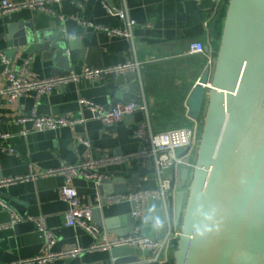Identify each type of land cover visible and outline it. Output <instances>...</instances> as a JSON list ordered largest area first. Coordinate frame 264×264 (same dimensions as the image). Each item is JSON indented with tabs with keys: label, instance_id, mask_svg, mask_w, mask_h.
Returning a JSON list of instances; mask_svg holds the SVG:
<instances>
[{
	"label": "crops",
	"instance_id": "1",
	"mask_svg": "<svg viewBox=\"0 0 264 264\" xmlns=\"http://www.w3.org/2000/svg\"><path fill=\"white\" fill-rule=\"evenodd\" d=\"M110 4L125 6L135 19L131 40L109 35L74 18L80 15L95 22L120 25V18L108 10ZM219 6L215 7L212 0H60L54 2V12L23 8L0 16V85L6 82L1 53L12 60L14 67L31 56L29 76L37 77L81 71L86 65L115 66L133 58L141 62L136 71H111L96 80L80 78L38 97L33 90L15 101H10L6 93L0 94V132L9 134L5 143L14 148L13 151L4 148L0 139V179L24 175L32 169L77 163L105 153L135 152L140 146L135 130L146 114L155 131L190 124L187 96L196 79L210 65L206 64L205 54L189 53L188 43L198 39L204 42L205 48L213 49L210 29ZM224 20L225 16L222 29ZM31 25L42 35L49 29L59 30L67 40L66 49L57 54L55 49L33 52L37 49V44H33L24 50L25 30ZM81 97L91 98L105 108L119 100L139 99L145 103L147 112L136 108L114 123H105L82 104ZM35 103L39 113L84 120L42 130L35 129L31 120L25 123L15 120L28 114ZM24 128L30 130L25 133ZM101 171L107 175L105 178L116 177V181L100 188L94 179L80 175L72 179L83 201L93 206V221L105 231L98 239L79 225L66 224L68 206L60 196L65 179L62 174L42 175L2 186L0 196L9 207L0 205V263L72 246L88 248L96 240L131 232L135 224L131 215L133 203L130 200L106 202L105 197L113 192L154 187L156 177L151 170H146L147 178L143 180L136 157L110 163L101 167ZM167 203L172 202L167 199ZM161 210L164 214L162 199L144 201L141 226L149 219L157 229ZM14 213L21 219L13 221ZM40 216L45 217L47 227L57 237L49 249L44 232L37 226ZM110 249L85 250L74 256L55 258L47 264H142L150 256L149 250L134 247V253L117 252L114 259ZM173 251L174 248L170 256ZM133 254L139 255L137 260L131 259Z\"/></svg>",
	"mask_w": 264,
	"mask_h": 264
},
{
	"label": "water",
	"instance_id": "2",
	"mask_svg": "<svg viewBox=\"0 0 264 264\" xmlns=\"http://www.w3.org/2000/svg\"><path fill=\"white\" fill-rule=\"evenodd\" d=\"M25 34L24 50L66 49L59 30L42 35L31 25ZM186 105L191 117L204 115L190 183L184 165L173 198V264H264V0H228L215 63ZM114 181L102 178L99 187ZM166 228L161 210L157 229L146 219L141 233L161 238ZM124 250L135 249L118 245L110 254Z\"/></svg>",
	"mask_w": 264,
	"mask_h": 264
},
{
	"label": "built area",
	"instance_id": "3",
	"mask_svg": "<svg viewBox=\"0 0 264 264\" xmlns=\"http://www.w3.org/2000/svg\"><path fill=\"white\" fill-rule=\"evenodd\" d=\"M60 0H0V16L9 12L23 8H33L42 11L54 12L53 4ZM214 6H218L222 0H212ZM108 10L116 14L120 20V25H107L101 22H95L80 15H74V18L86 26L94 29L103 30L109 35L122 36L128 40L132 39L135 19L129 15L125 6L116 4L108 5ZM63 16V15H62ZM189 53H202L206 56V64L210 65L214 60V50L205 48L204 42L194 39L188 43ZM4 62L6 82L0 85V94L6 93L10 101L19 99L27 91H35L36 96L42 93L51 92L60 85L69 84L80 78L96 80L111 71H136L140 68L141 62L135 58L115 66L95 67L86 65L81 71L54 73L49 76L37 77L29 76L32 57H25L17 66H12V60L1 53ZM83 105L94 111V114L101 118L105 123H114L133 112L136 108H141L145 112L146 105L139 99L119 100L109 108L96 103L91 98L81 97ZM198 118V117H197ZM192 117V122L187 125L167 128L162 130H153L146 117L138 124L135 130V136L140 140V146L135 152L105 153L98 157H91L77 163H65L57 167L42 168L40 170L32 169L24 175L7 177L0 179V188L15 181H24L29 178H35L42 175L62 174L64 182L60 187V196L67 203L66 224L79 225L90 232L94 238L98 239L104 234V229L93 221V206L83 201L78 189L72 183V179L77 176L94 179L98 183L107 175L101 171V167L110 163L122 162L129 157H136L139 160L142 173L141 178H147L146 170H151L157 180L154 187H140L128 192H113L106 195V202H117L121 200H130L134 207L131 215L135 220L131 232L118 236L113 239H100L94 241L88 248L82 246H72L61 251H51L38 254L30 258L16 260L14 262L0 264H47L55 258L74 256L85 250H95L102 248H111L118 245H128L138 247L142 250H152L147 262L142 264H165L170 256L174 240L180 234V229L174 220L173 198L177 190V181L180 177L182 166L188 167L193 163L192 155L195 152L198 143L199 121ZM17 122L25 123L31 120L33 127L38 130L45 128H59L65 125L76 124L84 120L64 115L43 114L37 110V103L32 107L28 114H23L15 119ZM2 117L0 116V123ZM30 128H24L23 132H28ZM8 133L0 132V139L3 147L13 151L14 148L5 143ZM188 158V160H186ZM150 198L162 199L166 231L161 238L144 235L140 231L142 221V209L144 201ZM167 199L172 203L168 204ZM0 205L9 207L8 202L0 196ZM21 219V216L14 213L13 221ZM37 226L44 232L46 247L49 249L57 240L56 235L47 227L44 216L38 218Z\"/></svg>",
	"mask_w": 264,
	"mask_h": 264
},
{
	"label": "trees",
	"instance_id": "4",
	"mask_svg": "<svg viewBox=\"0 0 264 264\" xmlns=\"http://www.w3.org/2000/svg\"><path fill=\"white\" fill-rule=\"evenodd\" d=\"M228 0H222L217 12L216 19L213 22V26H211V36H212V46L215 52L218 49L221 33H222V21L225 16L226 8H227ZM176 246V239L174 240L173 247ZM165 264H173V256H169L168 261Z\"/></svg>",
	"mask_w": 264,
	"mask_h": 264
},
{
	"label": "flooded vegetation",
	"instance_id": "5",
	"mask_svg": "<svg viewBox=\"0 0 264 264\" xmlns=\"http://www.w3.org/2000/svg\"><path fill=\"white\" fill-rule=\"evenodd\" d=\"M199 124L201 126V132H202V127H203V116H199ZM195 153V152H194ZM195 157V156H194ZM195 159V158H194ZM193 165H194V160H193V163L189 166V174H188V179H187V183H186V187H188L189 185V182L191 180V177H192V172H193Z\"/></svg>",
	"mask_w": 264,
	"mask_h": 264
},
{
	"label": "rangeland",
	"instance_id": "6",
	"mask_svg": "<svg viewBox=\"0 0 264 264\" xmlns=\"http://www.w3.org/2000/svg\"><path fill=\"white\" fill-rule=\"evenodd\" d=\"M217 50H218V49L215 50V52H214V60L212 61V63H211L210 66H209V67H211V68L213 67V65H214V63H215ZM198 134H199V136H198V143H199L200 134H201V126H200V124H199ZM198 143H197V146H196V149H195V153H193V155H192V161H193L194 158L196 157V154H197V148H198ZM194 156H195V157H194ZM189 183H190V182H189Z\"/></svg>",
	"mask_w": 264,
	"mask_h": 264
}]
</instances>
